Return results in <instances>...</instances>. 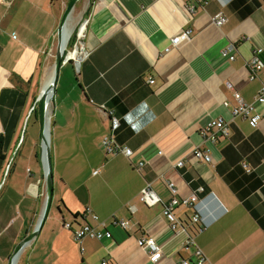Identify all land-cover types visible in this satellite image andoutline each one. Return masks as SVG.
<instances>
[{
	"label": "crops",
	"instance_id": "1",
	"mask_svg": "<svg viewBox=\"0 0 264 264\" xmlns=\"http://www.w3.org/2000/svg\"><path fill=\"white\" fill-rule=\"evenodd\" d=\"M65 6L0 0V264L33 232L44 205L41 139L21 136ZM218 14L226 18L220 27ZM81 18L87 58L62 64L50 105L51 208L17 264H198L197 250L208 264H264V119L252 129L232 115L234 94L251 103L264 88V0H86ZM186 29L190 41L165 52ZM230 44L232 62L221 56ZM258 48L263 69L250 80L247 62ZM255 110L264 112V103ZM112 118L115 142L131 158L102 145ZM218 119L230 134L211 141L202 130ZM195 149L211 162L196 160ZM169 182L178 198L204 188L194 208L173 210L184 230L162 216ZM147 183L160 200L152 207L138 201ZM121 220L127 230L114 224ZM64 222L111 237L75 242ZM145 237L162 248L157 263L138 246Z\"/></svg>",
	"mask_w": 264,
	"mask_h": 264
},
{
	"label": "built area",
	"instance_id": "2",
	"mask_svg": "<svg viewBox=\"0 0 264 264\" xmlns=\"http://www.w3.org/2000/svg\"><path fill=\"white\" fill-rule=\"evenodd\" d=\"M213 24L217 27L222 26L226 18L223 14H218L213 18ZM85 27V23H81L77 34L73 36L72 41L66 47V60L64 63L72 61L76 67L80 65L82 61H84L87 58L86 52L83 50L81 46V38L83 29ZM191 37V30L186 29L182 30L179 34L173 36L170 38L169 46L165 49V52L170 51L173 48H177L183 43H187L190 41ZM235 46L233 44H230L226 46L222 52L221 56L224 59L229 60L230 62L234 61ZM263 53L262 48L256 49L252 55L249 61L247 62V66L252 72V76H250V80H255V74L263 69V63L261 61L260 55ZM149 83H153V81L150 79ZM227 87L232 88L230 84H227ZM234 98L237 102V107H235L232 111V115L235 118L243 119L247 122L248 126L252 129H255L259 122L264 119V112H257L255 110V104L264 103V88H261L258 92V94L254 97L253 102L246 103L243 101V99L240 97L239 94H234ZM227 106V103L224 104ZM119 127V121L116 118L111 119V134L107 137H105L102 141V145L106 151L107 154L116 155V154H123L127 158H131L133 156V152L128 147H122L116 144L115 139L113 137V132H115ZM202 134L206 136V134H209V139L211 141H215L217 136L221 137H228L230 134V128L227 122L223 121L222 119L218 120H212L210 121L207 126L202 130ZM193 156L196 160L201 162L210 163L211 162V156L207 154L204 151H201L200 149H195L193 151ZM143 166V163H139L138 170H140ZM177 167L183 166V161H180L176 164ZM242 169L246 173H251L252 168L246 163H241ZM98 170L94 172V174H97ZM168 188L170 190V193L172 195V198L168 205H166L162 211V216L165 218V220L168 223V226L171 230L176 231L181 228V222L178 220V218L175 216L174 208L178 206H184V207H191L194 208L195 204L199 201L198 194L204 192V188H199L196 194H193L189 198H178V192L175 184L173 182L168 183ZM138 201L147 207H152L155 204H157L160 200L155 193V191L152 189L151 184L147 183L139 192L138 194ZM93 221L96 223H99L100 225L104 226L103 223L99 222V219L96 215H91ZM200 221V217L198 214H195L193 218L191 219L192 224H198ZM114 224L119 225V227L123 230H127L129 228V222L128 221H116ZM64 228L71 232L73 240L75 242H80L85 238L92 239V240H101L103 237L110 238L111 235L108 231H102L97 230L94 226H92L89 223H85L77 228H72V224L70 222H64ZM138 246L144 250L148 254V259L151 263H157L162 256V248L159 244H157L152 237H145L141 238L137 241ZM188 244H193V242L190 240L188 241ZM198 257V264H208L207 260L203 256L202 252L200 250H197L196 252ZM101 264H107L106 261H103ZM180 264H189L188 261L182 260Z\"/></svg>",
	"mask_w": 264,
	"mask_h": 264
},
{
	"label": "water",
	"instance_id": "3",
	"mask_svg": "<svg viewBox=\"0 0 264 264\" xmlns=\"http://www.w3.org/2000/svg\"><path fill=\"white\" fill-rule=\"evenodd\" d=\"M79 1L80 0H69L64 12L62 13L59 25L56 30L57 43H56L54 65H53L54 72L51 77L52 81L49 84V86H47L46 89L42 90L40 88L31 106V109L29 110L27 117L25 119L23 132L26 128V121L28 117L37 108L39 123H40V133H41L40 139H41V149H42V161L44 165L45 201L35 229L29 236L23 239L21 243L16 247L9 261V264H17L20 254L22 253L24 248L38 235L51 208L52 199H53V171H52V160H51V144H50V128H49L50 126L47 129V136H46V122H47V115L50 112V105L52 103L54 96L56 80L58 78L60 68L66 60L65 48L61 44L62 30L64 25L66 24L68 17L70 16V14L72 13V11L74 10V8L76 7ZM50 91H52V97L49 98L48 93ZM22 138L23 136L21 137V141ZM181 228L183 230L185 229L182 223H181Z\"/></svg>",
	"mask_w": 264,
	"mask_h": 264
},
{
	"label": "rangeland",
	"instance_id": "4",
	"mask_svg": "<svg viewBox=\"0 0 264 264\" xmlns=\"http://www.w3.org/2000/svg\"><path fill=\"white\" fill-rule=\"evenodd\" d=\"M68 2H69V0H64V3L66 4V6H67V4H68ZM85 5H86V0H80L78 3H77V5H76V7H75V9L73 10V12H72V19H73V23H74V28H73V32H72V34L70 35V40L73 38V36L75 35V33L77 34V32H78V29H79V27H80V25H81V21H82V18H81V16H82V13H83V11H84V9H85ZM66 6L64 7V10H65V8H66ZM64 10H63V12H64ZM78 21V22H77ZM59 25V24H58ZM58 27V26H57ZM56 30H57V28H56ZM55 33H56V31H55ZM56 35V34H55ZM69 42V41H68ZM56 43H57V39H55L54 40V46H53V48L51 49V53L50 54H48V56H47V62H46V64H49L47 67H46V71H45V73L47 72V69L49 68V67H51V66H53L54 65V56H55V50H56ZM69 44V43H68ZM67 44V45H68ZM68 47V46H67ZM45 75V74H44ZM44 77V76H43ZM43 79V78H42ZM40 88H41V84H39V86L37 87V90H36V96H37V94H38V92H39V90H40ZM34 102V101H33ZM31 109V108H30ZM37 112V111H36ZM25 123V122H24ZM24 127V126H23ZM33 127H35V131H32V128ZM22 136H23V138H25L24 140H25V142H31V143H33V142H36V141H40V136H41V133H40V123H39V117H38V114L37 113H35V112H33L29 117H28V119H27V121H26V128H25V130H24V132L22 133ZM21 136V137H22ZM22 138V139H23Z\"/></svg>",
	"mask_w": 264,
	"mask_h": 264
},
{
	"label": "bare ground",
	"instance_id": "5",
	"mask_svg": "<svg viewBox=\"0 0 264 264\" xmlns=\"http://www.w3.org/2000/svg\"><path fill=\"white\" fill-rule=\"evenodd\" d=\"M75 9V8H74ZM73 12V11H72ZM72 14V13H71ZM70 14V16L68 17L66 24L63 27L62 30V38H61V44L62 46L66 49L70 35L73 32V28H74V23H73V19H72V15ZM78 22V21H77ZM54 72V67L51 66L47 69V72L45 73L42 81H41V89L44 90L47 88V86H49V84L52 81V75ZM48 97H52V91H50L48 93ZM51 109V106H50ZM50 126V112L47 115V122H46V136H47V129ZM50 128V127H49Z\"/></svg>",
	"mask_w": 264,
	"mask_h": 264
},
{
	"label": "trees",
	"instance_id": "6",
	"mask_svg": "<svg viewBox=\"0 0 264 264\" xmlns=\"http://www.w3.org/2000/svg\"><path fill=\"white\" fill-rule=\"evenodd\" d=\"M73 38H74V37H73ZM71 41H72V39L70 40V42H71ZM36 111H37V109H35L34 112L38 114V112H36ZM0 151H1V142H0ZM73 217H75V216H73ZM192 225L194 226V225H196V224H192Z\"/></svg>",
	"mask_w": 264,
	"mask_h": 264
},
{
	"label": "flooded vegetation",
	"instance_id": "7",
	"mask_svg": "<svg viewBox=\"0 0 264 264\" xmlns=\"http://www.w3.org/2000/svg\"><path fill=\"white\" fill-rule=\"evenodd\" d=\"M37 109V108H36Z\"/></svg>",
	"mask_w": 264,
	"mask_h": 264
}]
</instances>
